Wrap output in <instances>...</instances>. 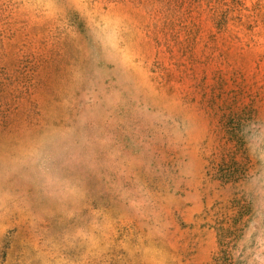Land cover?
Instances as JSON below:
<instances>
[{"label":"rangeland","instance_id":"374dc122","mask_svg":"<svg viewBox=\"0 0 264 264\" xmlns=\"http://www.w3.org/2000/svg\"><path fill=\"white\" fill-rule=\"evenodd\" d=\"M0 264H264V0H0Z\"/></svg>","mask_w":264,"mask_h":264}]
</instances>
